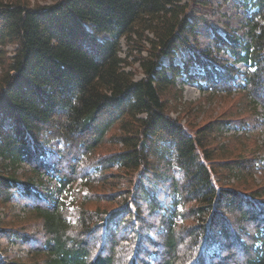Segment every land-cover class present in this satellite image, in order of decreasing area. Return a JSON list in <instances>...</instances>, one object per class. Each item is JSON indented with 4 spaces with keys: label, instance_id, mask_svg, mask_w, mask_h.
Returning <instances> with one entry per match:
<instances>
[{
    "label": "trees",
    "instance_id": "16d2710c",
    "mask_svg": "<svg viewBox=\"0 0 264 264\" xmlns=\"http://www.w3.org/2000/svg\"><path fill=\"white\" fill-rule=\"evenodd\" d=\"M41 1L0 0V206L23 199L45 241L28 247L29 262L11 259L4 244L34 237L0 222V264H264V186L250 188L262 150L231 159L216 142L224 125L250 131L239 140L255 147L264 131L255 120L258 107L264 118V0H247V40L213 30L204 51L197 30L210 0ZM184 83L230 99L235 117L226 110L182 125L170 113ZM55 141L58 155L47 147ZM112 141L119 149L95 160ZM159 163L178 170L166 181V205L144 186L147 176L163 177ZM24 165L30 170L17 176ZM112 168L118 208L98 205L115 196L86 199L74 225L61 200L32 191L44 176L61 190L79 179L100 184Z\"/></svg>",
    "mask_w": 264,
    "mask_h": 264
},
{
    "label": "rangeland",
    "instance_id": "374dc122",
    "mask_svg": "<svg viewBox=\"0 0 264 264\" xmlns=\"http://www.w3.org/2000/svg\"><path fill=\"white\" fill-rule=\"evenodd\" d=\"M214 6V10L205 16L206 24H201L198 28V33L200 34L199 39V48L204 51L212 47V37L213 30L217 31V33L221 36H226L228 30L233 31L236 35L239 36L242 40H247L248 38L243 34V25L245 24L246 19L249 17V10L247 8V0H210ZM52 1L47 0L46 2L41 1L40 4H50ZM33 4V2H32ZM102 38H105L103 36ZM123 50H126L125 43L122 42ZM121 57H124V52L120 54ZM219 58L227 61L230 65L232 64L234 67L240 70H245L248 68L245 64H235L234 59L228 55L221 53ZM176 62L179 64L178 59ZM166 64V61L164 62ZM135 70L138 71L137 79L140 78V73L138 70V66L135 65ZM197 71L195 68L192 70V73ZM183 78L179 79L178 83L183 82ZM183 88L181 89V99L177 107L171 111V117L177 118L181 117V124L186 125V123L190 122L195 127H200L201 125L206 124L211 118H216L220 116L224 111L227 110L228 114H232L234 118V107H230V103L228 100L223 99L222 95L211 96L204 93L205 88L200 89L196 84L184 83L182 84ZM180 85V86H182ZM178 86V90H179ZM235 96L234 94L232 95ZM231 101V100H230ZM238 111L241 113L242 106L238 104ZM230 109L232 111H230ZM261 108H257V119L256 121L264 123V118L262 117ZM231 117V118H232ZM231 120V119H229ZM227 124V123H226ZM224 129H220L216 136L217 148L221 151V154H226L231 156V159L238 157V153L242 152L244 155H249L251 152H256V150L261 149L264 150V131L257 135L256 138V147L253 143L248 142L246 140H239L242 138L249 139L250 131H245L243 128L239 129V127L232 128L228 125H224ZM238 139V140H237ZM237 142V146L236 143ZM50 149V153L54 155L59 154L60 145L58 142H52L48 146ZM119 148L116 147L112 142L106 144L103 149L100 150L99 157L95 158V160L100 159L101 156H105L107 154H111L112 152L117 151ZM261 151V152H262ZM258 152L257 154V173L253 176L254 182L250 186L253 189H261L264 186V152ZM243 156V155H242ZM24 169V170H23ZM158 169L163 174V177H158L157 179H153L151 176H147L144 179V186L148 192L154 195L160 196V204L166 205V202H171V197L169 196V186L166 183L167 179L173 177L177 174V168L173 167V165L169 163H159ZM30 167L28 165H24V167L20 168L17 172V176L22 175L23 172L29 171ZM117 169L112 168L108 170L105 178L98 179L100 184L97 181H86L85 179H79L73 183H70L65 187L64 190L60 189V183L58 179H50L49 177L44 176L45 185L43 186H34L32 187V191L39 195L41 199H45L49 197L50 194L53 197V200H61L64 204L65 211L67 212L66 217L67 220L74 225V221L76 220L80 209L82 208V204L86 202V199H94L98 196L101 200L105 198L116 197V200L111 203H98V205L103 207H109L111 210L118 208L122 198L118 195L119 191L122 189V185H120L121 180L114 179L111 176L117 175ZM118 182L119 185H115ZM162 182V183H161ZM226 185H235L234 180H228L225 182ZM160 184V185H158ZM116 186V187H114ZM49 187V191L48 188ZM61 190V192H60ZM113 199V198H112ZM110 201V199H107ZM172 203V202H171ZM96 203H90L86 205L85 209L91 210L94 208ZM28 206L23 199L16 200V203L12 206H0V222H3L4 225H7L9 228L18 230V231H26L29 235L31 234L34 238L31 244H24L21 240L12 239L11 244H4L2 249L5 251L6 255L11 259L18 260L23 262H29L31 259V255L28 254V247H30L38 238L37 244L43 243L45 241V237L43 235V225L42 222L38 221L34 215L28 211ZM107 209V208H106ZM174 210L177 213L182 212V208L180 206H175ZM174 226H182V218L180 216L175 217L173 220ZM128 237V235H127ZM131 240V238H129ZM125 243V246L130 244L131 242ZM100 241V240H99ZM181 250L185 251L186 248H182ZM151 262L154 263L155 259L151 258Z\"/></svg>",
    "mask_w": 264,
    "mask_h": 264
}]
</instances>
